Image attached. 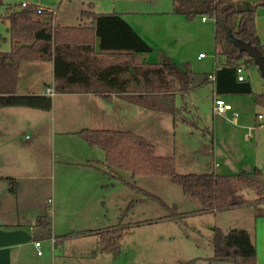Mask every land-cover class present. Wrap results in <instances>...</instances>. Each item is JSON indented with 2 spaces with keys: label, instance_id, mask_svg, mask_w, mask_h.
<instances>
[{
  "label": "rangeland",
  "instance_id": "obj_1",
  "mask_svg": "<svg viewBox=\"0 0 264 264\" xmlns=\"http://www.w3.org/2000/svg\"><path fill=\"white\" fill-rule=\"evenodd\" d=\"M23 1L51 8L55 11L54 23L61 25L79 24L80 12L87 9L88 2H92L97 12H110L127 6L122 4L125 0H4L0 5V15L5 13L8 5ZM148 6L128 0L129 8L150 10ZM152 6L155 13L145 11L137 18L129 17L152 46L148 60L155 62L159 55L164 54L178 64L188 62L194 72H213V20L205 17L206 21H201L202 16L187 19L174 11L176 14L159 12V5ZM42 17L46 19L48 16ZM258 22L260 30H264V17H258ZM7 29L8 22L0 17V50L9 49ZM256 31L258 33L257 28ZM260 40L264 44V37ZM198 52L206 57L197 59ZM21 71L23 76L31 75L26 64ZM245 76L253 93L264 92V78L256 67L245 69ZM234 102L236 117L232 114L217 116L212 111V85L207 82L188 93L175 95V105L180 110L174 117L166 111L128 103V110L118 112L112 127L143 134L154 145L156 154L174 157L179 173H204L213 169L221 173H237L252 170L255 166L264 170V109L253 102L252 95H243ZM258 114L262 119L257 118ZM45 125L48 130V121ZM21 130L15 135V139L18 137L15 144H12L24 152L29 150L28 144L34 145L35 137L30 130ZM38 137L44 151L42 168L37 171L41 177L19 179L22 188L17 209L13 207L8 192L0 195L1 214L19 220L26 230L35 226V235L43 232L40 236L41 255L36 253L34 246L24 248L28 264H207L206 257L213 253L211 228L214 225L222 229L242 225L241 220H250V213H254L252 204L215 213L195 212L200 202L184 194L168 176L138 175L132 178L128 171L122 170L105 176L101 173L100 176L105 177L103 182H108L107 187L92 189L88 180H82V174L86 173L83 167L59 162L60 155L57 154L63 149L54 141H59L58 134H54L53 141L44 132ZM53 149L54 152L59 151L51 156ZM104 170L107 171L106 168ZM19 172L23 174L22 168ZM66 173L74 174L72 182L73 187H79L75 191L77 195L66 196L62 190L61 177ZM118 175L121 179L113 178ZM126 182L149 191L160 200L145 196ZM241 194L248 200L255 197V193L247 188ZM72 195L78 200L71 199ZM97 198L100 204H96ZM130 200H135V203L122 221L129 231L121 241L120 251L115 255L100 252L96 231L116 224L120 210ZM43 215L46 216L43 218ZM44 222L46 230L51 227L55 244L45 234L41 225Z\"/></svg>",
  "mask_w": 264,
  "mask_h": 264
},
{
  "label": "trees",
  "instance_id": "obj_2",
  "mask_svg": "<svg viewBox=\"0 0 264 264\" xmlns=\"http://www.w3.org/2000/svg\"><path fill=\"white\" fill-rule=\"evenodd\" d=\"M4 0H0V5ZM173 11L187 19L204 16L213 20L215 68L213 72H194L188 62L176 63L167 55L155 62L145 60L152 46L117 12H96L92 3L80 12V23L61 25L43 19L55 11L25 1L8 5L0 17L8 22L10 46L0 50V107L21 106L49 110L52 98L48 94H19L15 85L20 62L52 60L56 91H100L107 101L116 92L139 106L162 110L173 117L179 108L175 95L192 91L212 82L217 95H252L254 103L264 109V92L253 93L247 77L237 79L236 69L257 68L254 59L238 42L248 43L264 56V44L256 31L255 16L264 1L249 0H172ZM53 15V17H54ZM95 44L98 52H94ZM108 57L107 64L100 57ZM213 76V78L210 77ZM94 78L89 85L88 80ZM100 82L108 90H97ZM186 120V118H183ZM89 146L104 153L107 172L128 171L138 175L168 176L186 195L195 197L200 208L195 212H211L252 204L257 215H264V170H240L237 173H179L173 156L155 153L154 145L144 136L130 130L82 128L76 132ZM90 164H93L90 162ZM10 193H16L19 183L8 178ZM147 197L160 200L149 191L126 182ZM251 189L253 200L245 199L241 191ZM135 200L122 210L119 221L98 229L100 252L117 254L121 241L129 231L122 224ZM174 208V207H172ZM46 215H43V218ZM47 237L46 223L42 224ZM43 232L33 238H40ZM213 253L208 260L230 261L234 264H256V249L249 233L243 228L222 229L213 226L210 238Z\"/></svg>",
  "mask_w": 264,
  "mask_h": 264
},
{
  "label": "crops",
  "instance_id": "obj_3",
  "mask_svg": "<svg viewBox=\"0 0 264 264\" xmlns=\"http://www.w3.org/2000/svg\"><path fill=\"white\" fill-rule=\"evenodd\" d=\"M133 1L138 4L146 3L147 5H149L148 7H150L149 8L150 10H141L140 8H134V7L129 8L128 0H125L124 2H122V4H126L127 6H120L119 8H116L110 12L114 11L119 13L121 17L126 22H128L142 38H144L142 32L140 31V29L138 30L136 28L134 22L129 20V17L137 18V16H139L140 13H144L145 11H148V13L149 12L155 13L154 11L156 10H154L155 8L152 5H156V6L159 5L161 7L160 10H158L159 12L176 14L173 12L172 0H133ZM253 1L260 2L264 0H253ZM88 3H92V2H88ZM93 10H94V6H93ZM177 15H182V14L178 13ZM257 15L258 17H264V8L259 7L257 9ZM258 17L255 16V25L258 30V34L260 38H262L264 37V30H260L259 28ZM135 21L138 20L135 19ZM201 21H206V18L202 16ZM213 47H214V43H213ZM94 52L95 53L98 52L97 44H95L94 46ZM199 53L202 52H198V54ZM198 54H197V59L199 60H202L206 57L205 54L202 57H198ZM147 55L148 54H146L145 56V60L149 61L148 60L149 56ZM100 58L104 60L103 62H101L102 65L107 64L108 57L104 55ZM23 64H26V67H28V71L29 73H31L30 76L21 75ZM92 80L94 81V78L88 80L87 83L89 82V85H91ZM97 84H99L97 90H108V92L111 91L110 88H106L100 82H97ZM211 85H212V111H213V99L216 96H221L224 98L226 102L231 103L232 110L227 111L224 114H218L214 111L213 112L220 117H227V115L229 114L231 115L235 107L234 100L240 98L243 95L240 94L217 95L214 92V86L212 82ZM46 88L53 89V94L50 95L52 98V105L49 110H41V109L29 108V107L25 109H17L24 107H14V106L0 107V179L8 180V178H14L18 181L19 188L17 189L16 193H10L8 190L4 191V192H8L9 196H11L9 198H12L13 207H15L16 209L18 207L20 191L22 188L19 179L27 178V179L35 180L41 177V174H37V171H39L42 168L44 151H43V146H41L40 137L38 136H41L43 132L44 134H46V136L50 135L52 141L54 140V134L59 135V141L58 139L57 140L55 139L54 141L55 142L57 141L59 148L60 149L62 148L63 150L61 151L57 150L54 152L55 149L54 148L53 149L54 153L52 152L51 156L53 154L56 155V153H58L59 151V154L57 155H60L59 162L61 164L83 167L84 170H86L85 171L86 173L82 174L83 177L82 180H88L90 188L100 189L102 187H107L108 185V182H103L105 181V177L104 178L101 177L100 174L101 173L103 175L110 174L112 171L107 172L104 170L105 166H104L103 151L96 146H89L88 144H86V142L76 132L82 128L129 130V129H115L114 127H112V124L116 122L117 120L116 115L118 114V112L124 113L125 111L128 110V103L129 104H135V103L129 102L128 100L122 98L120 94L116 92H111L110 94L112 96V99L107 101L101 96L100 91L98 92L84 91V90L56 91L55 79L53 76L52 60L21 61L17 74L15 92L19 94H31V93L46 94L45 93ZM258 119H262V116L261 118ZM47 121L49 124L48 130H47V125L43 126V124ZM21 129L30 130V132H32L35 137L33 142L34 145L31 146L30 144H28L27 149L29 148V150L28 151L25 150L24 152L23 150H19L13 146V144H15V140L18 139L17 136L15 139V135L18 134L17 132H21L22 131ZM130 131L134 132V130H130ZM140 135L144 136L143 134ZM13 138L14 140L12 142ZM98 149H100L101 151H98ZM90 162H92L93 164H90ZM20 168H22L23 174H20L21 173L19 172ZM213 172L221 173L215 169H213ZM73 175L74 174L71 173H66L64 175L62 174L61 182L63 181V183L61 186H62V190L66 192L65 193L66 196L71 195L73 193L75 194V191H78L79 188L78 186L73 187V182H72L74 179ZM113 178L121 179V176L118 175ZM94 179H96L95 183H94ZM71 199L78 200V198H76L74 195L71 196ZM96 204H100L99 198H97ZM0 205H1V200H0ZM56 206L58 207L57 203ZM252 206L254 208V213L253 214L250 213L251 216L250 220H246V218H244L243 220H241L242 225L229 227V228H243L249 233L250 238L254 243L256 249V264H264V215H257L254 205ZM199 208L200 206H198L196 209ZM122 210H120V214L117 216L118 221L122 213ZM96 217H98V215H96ZM0 222L2 223L3 229L6 230L22 229L27 231L31 235L30 242H27L26 244L24 243L17 244L15 246H12L11 248V255H12L11 258L13 263L17 262L22 264H28V261L24 256L27 255L26 250L24 248L25 246H34L33 241L38 239L40 240V238H33L36 236L34 233L35 226L33 227L29 226L28 230H26L19 222V220H12L11 218H8V215L1 213H0ZM214 226H219V225H214ZM49 232H50V236H53L51 235V227ZM97 237L99 238V233H97ZM211 256L212 255L207 256L206 258L208 259ZM207 264H234V263L230 261L208 260Z\"/></svg>",
  "mask_w": 264,
  "mask_h": 264
},
{
  "label": "water",
  "instance_id": "obj_4",
  "mask_svg": "<svg viewBox=\"0 0 264 264\" xmlns=\"http://www.w3.org/2000/svg\"><path fill=\"white\" fill-rule=\"evenodd\" d=\"M238 45L240 49L245 50L247 54L254 59L260 75L264 78V56H261L258 50L248 43L238 42ZM8 188L9 181L0 179V195L8 190ZM30 239L31 235L25 230H6L2 228V223L0 222V264H22L12 262L11 248L17 244L28 242Z\"/></svg>",
  "mask_w": 264,
  "mask_h": 264
},
{
  "label": "built area",
  "instance_id": "obj_5",
  "mask_svg": "<svg viewBox=\"0 0 264 264\" xmlns=\"http://www.w3.org/2000/svg\"><path fill=\"white\" fill-rule=\"evenodd\" d=\"M22 4L24 5L25 4V1H23ZM53 15L51 14L50 16H48L46 18V20L53 23L54 22ZM203 55H204L203 53H199L198 54V57H202ZM236 73H237V79L238 80H243L245 78L244 68L242 66L237 67ZM210 77L213 78L212 75H210ZM45 93L48 94V95H52L53 94V89L46 88L45 89ZM231 110H232L231 103L226 102L223 97L216 96L213 99V111L214 112H216L218 114H224L227 111H231ZM232 115L234 117H236L237 116V113L236 112H232ZM258 118H261V115H258ZM49 238H50V241L52 242V244H55V242H56L55 237L50 236ZM33 243H34V246L36 247L37 254H41V251L39 249L40 248V240L39 239L38 240H34Z\"/></svg>",
  "mask_w": 264,
  "mask_h": 264
},
{
  "label": "bare ground",
  "instance_id": "obj_6",
  "mask_svg": "<svg viewBox=\"0 0 264 264\" xmlns=\"http://www.w3.org/2000/svg\"><path fill=\"white\" fill-rule=\"evenodd\" d=\"M244 73H245V69H244ZM246 77V76H245Z\"/></svg>",
  "mask_w": 264,
  "mask_h": 264
}]
</instances>
